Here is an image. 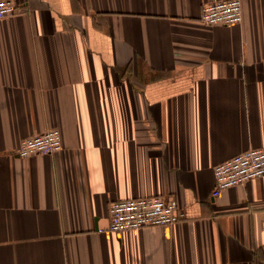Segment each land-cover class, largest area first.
<instances>
[{
    "label": "crops",
    "instance_id": "0c3cea01",
    "mask_svg": "<svg viewBox=\"0 0 264 264\" xmlns=\"http://www.w3.org/2000/svg\"><path fill=\"white\" fill-rule=\"evenodd\" d=\"M0 20V264H264V177L215 167L264 148V0H9ZM51 129L62 148L27 158ZM175 198L174 226L107 231L111 203ZM103 230L104 232H102Z\"/></svg>",
    "mask_w": 264,
    "mask_h": 264
},
{
    "label": "built area",
    "instance_id": "2783aa9c",
    "mask_svg": "<svg viewBox=\"0 0 264 264\" xmlns=\"http://www.w3.org/2000/svg\"><path fill=\"white\" fill-rule=\"evenodd\" d=\"M18 14L16 4L0 0V20ZM244 19L242 0H223L206 5L200 21L206 25H240ZM62 148V134L51 129L23 141L19 156L27 158L38 154H53ZM218 190L264 177V148L251 149L218 164L214 170ZM110 222L107 231L121 233L159 226H174L186 220L179 202L168 196H151L119 200L111 203ZM104 232L103 230H101ZM264 231V227H263Z\"/></svg>",
    "mask_w": 264,
    "mask_h": 264
}]
</instances>
